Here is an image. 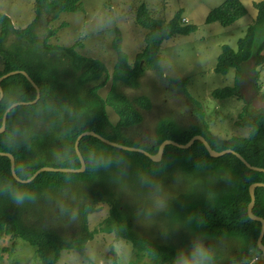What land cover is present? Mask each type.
<instances>
[{
	"label": "trees",
	"instance_id": "16d2710c",
	"mask_svg": "<svg viewBox=\"0 0 264 264\" xmlns=\"http://www.w3.org/2000/svg\"><path fill=\"white\" fill-rule=\"evenodd\" d=\"M33 6L37 18L48 14L55 19L63 12L84 11L83 0H33ZM255 6L257 17L239 39L237 50L228 44L223 45L214 70L227 74L234 67L236 83L214 89L212 95L216 98L240 96L243 66L251 57L257 59L255 73L259 76L258 67L264 63V0L256 2ZM136 10L137 24L146 29L144 47L137 53L135 61L129 62L117 32L113 41L116 61L111 73L101 59L84 55L77 49L82 45L79 40L71 45L51 43L49 38L56 30L50 29L40 43L33 31L34 22L26 27H14L10 16L0 12V57L3 64L0 76L22 69L40 88L36 103L11 109L6 128L0 133V151L14 155L15 170L20 178L30 177L45 165L80 167L75 140L83 131L93 130L112 141L127 144L126 141L141 125L143 111L152 107L150 97L146 94L129 97L117 88L118 83L138 88L146 69L163 74L160 66L162 42L175 34H188L196 30L197 25L183 24L181 10L168 21L153 17L145 3ZM246 11L241 0H225L209 12L207 22L219 21L227 26ZM10 33H15L17 40L6 44ZM166 78L187 93L188 78ZM108 79H112V86L104 97L99 89ZM1 85L4 96L0 101V126L5 110L13 102L33 100L37 94L22 73L6 77ZM262 95L264 97V92ZM108 105L118 115L115 123L108 117ZM239 116L241 121L238 124L250 127L248 135L226 138L214 134L204 119L201 125L181 131L176 129L174 121L161 119L156 126V138L146 150L156 153L165 139L186 143L193 135L201 134L212 148H231L252 165L264 167V109L252 112L245 108ZM79 149L86 162L84 172L43 171L28 183L16 180L9 157L0 155V240L4 235L16 241L23 239L36 247L41 264H57L62 251L85 253L87 242L93 237V231L88 228V215L99 209L98 203L104 202L110 205V209L101 223V231L113 233L116 240L129 241L140 257L149 258L146 262L140 258L130 264H173L178 252L190 250L192 240L211 243L208 247L212 253L209 264H264V256L254 258L255 254L262 253L257 245L261 222L251 219L247 212L249 186L253 182H264L263 171L247 167L233 153L213 157L199 140L189 148L167 145L159 162L144 153L109 145L92 135L82 137ZM122 171H142L151 176L166 171L198 173L200 182L204 183L200 189H195L199 185H194L190 191L168 200L162 211L166 239L154 241L135 233L130 214L121 208L120 191L114 184L116 180L110 178L114 174L119 178ZM21 172H24L23 176ZM78 181L89 182L93 187L90 196L80 206L82 233L65 236L41 222L30 221L28 214L33 209L34 200L48 202L52 190ZM18 188L27 190L20 203L12 196ZM255 195L253 212L264 217V186L256 187Z\"/></svg>",
	"mask_w": 264,
	"mask_h": 264
},
{
	"label": "rangeland",
	"instance_id": "374dc122",
	"mask_svg": "<svg viewBox=\"0 0 264 264\" xmlns=\"http://www.w3.org/2000/svg\"><path fill=\"white\" fill-rule=\"evenodd\" d=\"M223 1L225 0H83L84 11L63 12L58 18L52 19L48 14L37 18L33 0H0V12L10 16L14 27H26L34 22L33 31L40 43L50 29L56 30L49 38L51 43L71 45L79 40L82 45L77 46V49L84 55L101 59L110 73L116 61L113 41L117 32L120 33L129 62L133 63L137 53L144 47L146 29L137 24L135 19L136 9L140 4L145 3L153 17L167 21L181 10L183 24L197 25V29L188 34H175L162 42L160 66L163 74L160 75L154 69H146L138 88L118 83L117 88L129 97L146 94L152 101V107L143 111V122L126 141V145L146 149L156 138V126L161 119L174 121L178 131L201 125L204 119L210 130L220 137L248 135L250 127L238 124L241 121L239 114L245 108L255 112L250 94L255 91L262 95L264 92V63L258 67L259 76L252 74L257 65L256 58L253 57V68L249 60L244 63L240 96L224 99L214 97L212 91L234 85L236 69L232 67L227 74L214 69L223 45L228 44L237 50L239 39L257 17L255 3L261 0H241L246 13L227 26L219 21L207 22L209 12ZM12 40H17L15 33H10L6 44H10ZM164 53L167 55H163ZM2 66L0 57V68ZM166 77L188 78V94ZM111 86L112 79H108L99 93L105 97ZM107 114L112 123L117 121L118 115L110 105L107 106ZM117 178L114 174L110 179L116 180L114 184L120 191L121 208L130 214L133 231L154 241L166 239L162 211L167 207L168 200L190 191L194 185H199L195 189H200L204 183L200 182L198 173L179 171H166L154 176L142 171H122L118 180ZM197 182L200 183L196 184ZM92 189L89 182L78 181L52 190V197L48 202L34 200L28 217L30 221L41 222L65 236L80 234L83 232L80 206L90 196ZM157 195L164 197L163 207L157 206ZM96 206L99 209L88 215V228L93 231V237L87 242L85 253L62 251L57 264H130L140 258L141 261H149L147 256L140 257L129 241L116 240L113 233L101 231V223L109 215L110 205L101 202ZM206 243L211 244L208 241ZM257 256L263 257L264 252L255 254L254 258ZM0 264L41 262L37 257L36 247L23 239L16 241L9 235H4L0 240Z\"/></svg>",
	"mask_w": 264,
	"mask_h": 264
},
{
	"label": "water",
	"instance_id": "95a60500",
	"mask_svg": "<svg viewBox=\"0 0 264 264\" xmlns=\"http://www.w3.org/2000/svg\"><path fill=\"white\" fill-rule=\"evenodd\" d=\"M249 62H251L252 64L251 67L253 68V63H254V58L251 57L249 59ZM243 72V71H242ZM17 73H22L24 74L27 79L32 83V85L35 87L36 89V97L33 100H29V101H16L13 102L4 112L3 115V119H2V124L0 126V133L3 132L6 128V119H7V115L8 113L11 111V109L19 106V105H29V104H34L36 103L39 98H40V88L39 86L36 84V82L31 78V76L28 74L27 71L22 70V69H16V70H11L7 73H4L3 75L0 76V101L2 100L3 96H4V91L1 85V82L3 79H5L6 77L13 75V74H17ZM243 74V73H242ZM252 74H255V67L253 68V72ZM242 76V75H241ZM241 77H240V87H241ZM240 91V88H239ZM250 96L252 97L251 103L253 105L254 108L258 109V108H263L264 109V97L261 94H257L255 93V91H253ZM249 97V96H248ZM248 97H246V99L248 100ZM86 135H92L95 136L97 138H99L100 140H102L103 142L124 149V150H128V151H136V152H141L144 153L145 155H147L149 158H151L153 161L155 162H159L164 154V150L165 147L167 145H174L180 148H189L196 140L201 141L205 147L207 148L209 154L213 157H218V156H222L224 154L227 153H233L234 155H236L247 167L256 170V171H263L264 172V167H260V166H256V165H252L249 161H247L244 156L242 154H240L239 152L231 149V148H226V149H222V150H216L214 148H212V146L210 145V143L208 142V140L201 134H195L193 135L186 143H180L176 140L173 139H165L161 142V144L159 145L158 151L156 153H150L149 151H147L144 148L141 147H135V146H130V145H126L123 143H119L116 141H112L104 136H102L101 134L93 131V130H87V131H83L82 133H80L78 135V137L75 140V151L79 157L80 160V167L77 168H73V167H55V166H49V165H45L40 167L39 169H37L30 177L28 178H20L15 170V157L12 153L7 152V151H0V155H4L9 157L10 159V167H11V171H12V175L13 177L22 182V183H28L31 182L32 180H34L41 172L43 171H61V172H84L86 169V162L85 159L79 149V143L80 140L82 139V137L86 136ZM259 186H264V182L263 181H257V182H253L250 186H249V192H250V202L247 206V212L248 215L251 219L257 220L261 222V230L257 239V245L259 247V249L264 252V243H263V237H264V217L257 215L253 212V208L255 205V201H256V195H255V189L256 187Z\"/></svg>",
	"mask_w": 264,
	"mask_h": 264
},
{
	"label": "clouds",
	"instance_id": "9594fccd",
	"mask_svg": "<svg viewBox=\"0 0 264 264\" xmlns=\"http://www.w3.org/2000/svg\"><path fill=\"white\" fill-rule=\"evenodd\" d=\"M163 55H167L164 53ZM8 136L11 137L12 133L9 132ZM24 172H21V176ZM27 195V190L24 188L15 189L12 192L13 199L20 203L24 200ZM165 203L164 197L162 195H157L156 204L158 207H163ZM74 259V258H72ZM212 259L211 251L205 246L203 241L194 240L190 245V250L180 251L173 260V264H209Z\"/></svg>",
	"mask_w": 264,
	"mask_h": 264
},
{
	"label": "flooded vegetation",
	"instance_id": "af4514ba",
	"mask_svg": "<svg viewBox=\"0 0 264 264\" xmlns=\"http://www.w3.org/2000/svg\"><path fill=\"white\" fill-rule=\"evenodd\" d=\"M258 109H263V108H258ZM258 109H255L256 110V112L258 111ZM192 242H193V240L192 241H190V243L192 244ZM207 241H203V243L205 244V246L208 248V247H210V245L208 244L207 245V243H206ZM209 243V242H208Z\"/></svg>",
	"mask_w": 264,
	"mask_h": 264
}]
</instances>
